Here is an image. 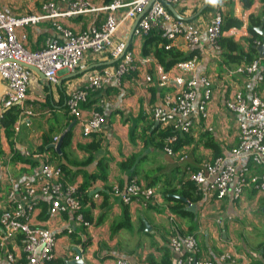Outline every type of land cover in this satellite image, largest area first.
Returning <instances> with one entry per match:
<instances>
[{
    "label": "crops",
    "instance_id": "obj_1",
    "mask_svg": "<svg viewBox=\"0 0 264 264\" xmlns=\"http://www.w3.org/2000/svg\"><path fill=\"white\" fill-rule=\"evenodd\" d=\"M70 1L73 0H0V12L15 17L39 15L43 13V4L55 3L56 11L62 13L67 10ZM85 1L89 11L46 19L37 25L17 29V39L28 51L34 52L42 49L49 40L59 37L53 26L55 21L74 32L99 27L106 17V13L99 9L112 0ZM132 1L124 0L126 3ZM205 1L197 0L193 6H176L173 9L179 16L188 19ZM217 2L222 7L224 20L240 22V27H233L223 35L231 38L244 52L254 49L258 60L263 63L264 57L261 59L255 48L261 45V41L253 39L248 32L250 16L261 20L264 9L261 0H252L248 8H244L240 0ZM122 12L119 10L116 13L118 20L122 18ZM211 14H200L192 22L204 27ZM137 19L138 16L121 22L114 40L127 45ZM142 43L143 38L135 37L133 32L128 47L133 55L135 72L124 76L119 85L112 84L90 93L87 102L82 105L86 113L97 109L105 120L100 132L88 136H84L82 125L68 113L69 94L86 86L92 72L114 67L116 60L111 59L109 53L95 55L87 52L83 68L74 72L59 71L55 84L47 83L33 72L24 105L31 114L19 116L11 137L0 129V211L6 205L9 180L21 185L35 179L43 164H59L63 167L66 183L78 189L89 182L88 199H82L81 205L91 225L83 227L75 221L72 213L48 218V201L40 199L30 223L56 236L54 261L70 264L75 261V256H79L78 261L82 264H116L119 259L130 264H150V261L162 262L168 250L174 264L175 255L169 249V239L174 234L188 235L192 227V234L200 248L199 259L212 264H264V193L248 185L240 200L229 197L208 199L198 195L200 198L196 203L186 204V210L195 214L193 220L171 213L169 207L172 202L166 201L162 195V191L169 186L179 188L183 177V181L188 180L189 172L197 169L202 161L213 158L214 151L208 146L209 138L223 156L237 145V120L226 109L225 101L236 91H241L247 100L256 95L264 101V81L237 73L239 65H226L220 50L209 44L205 34L194 46L188 45L182 38L172 41V46L183 52L196 48L199 57L178 64L168 72H164L152 57L141 56ZM147 76L151 77L150 83L145 82ZM191 77H206L212 84V96L207 104L208 116L196 121L191 132L186 134L188 144L175 150L174 156H169L161 141L166 128L152 119L151 110L160 105L167 95H175ZM6 89V83L0 77V118ZM196 90L200 97L203 93L200 84ZM67 133L69 143L64 147L63 138ZM61 137L57 151L51 145ZM130 157L134 158L133 164L123 169L120 165ZM104 165L106 178L90 180L91 175H99L100 166ZM257 168L249 165L250 175H259L261 169ZM133 170L135 178L145 186L149 180L153 183L151 187L157 197L146 208L136 203L126 205L112 192L115 187L122 188L128 183ZM125 213L129 224L118 228ZM84 242H87L85 247L82 246ZM10 247L20 255L19 242ZM223 254L231 255L233 260L220 261ZM1 264L7 262L2 260Z\"/></svg>",
    "mask_w": 264,
    "mask_h": 264
},
{
    "label": "built area",
    "instance_id": "obj_2",
    "mask_svg": "<svg viewBox=\"0 0 264 264\" xmlns=\"http://www.w3.org/2000/svg\"><path fill=\"white\" fill-rule=\"evenodd\" d=\"M196 1L133 0L126 3L124 0H112L99 9L106 13L99 27L74 32L55 21L53 26L59 37L49 40L42 49L34 52L28 51L17 39V29L37 25L46 19L85 13L89 11L87 2L70 1L67 10L62 13L56 11L55 3L43 4V13L39 15L15 17L0 12V77L7 86L2 98V110L17 107L20 116L31 114L24 105L33 71L21 64L35 67L43 74L47 83L55 84L59 71L74 72L83 68L85 53H109L111 59L116 60L115 66L92 72L87 78L86 86L75 89L67 100L68 113L82 125L84 136L100 132L105 123L103 115L97 110L86 113L82 105L87 102L90 92L102 90L112 84L119 85L124 76L136 70L133 55L127 50L126 44L114 40L121 22L142 15L134 30L137 38L142 39L155 30L168 40L182 38L185 43L194 46L198 44L200 36L205 34L209 44L215 50H220L218 40L222 36L224 19L218 2L213 5L214 10L204 27L175 18L166 7H190ZM119 10H123L120 20L116 17ZM236 72L264 81V61L261 63L257 59L249 64H241ZM145 82L150 83L151 77L147 76ZM198 84L203 88L200 97L196 90ZM211 96L212 84L208 78L191 77L175 95H167L160 105L152 108V119L173 133L164 140L167 155L174 156L172 146L180 135L189 134L196 121L207 118V104ZM225 106L237 120V145L224 156L202 161L197 169L188 173L187 179L195 185L197 195L208 199L229 197L240 200L248 185L263 194L264 170L259 175H250L249 165L253 168L264 165V101L256 95L247 100L241 91H236L226 99ZM9 182L6 205L0 211V264L2 260L7 264H54L56 236L45 228L31 225L30 218L40 199H46L49 204L48 218L72 213L76 222L85 228L90 227L91 223L85 219L77 196V187L63 180V172L59 166L49 163L42 165L38 176L33 180L21 185ZM112 192L124 204L136 203L144 208L157 197L152 187L145 186L135 177L124 187H115ZM19 237L22 238L20 255L10 247ZM168 246L175 255L174 264H212L198 258L200 248L193 234H174L170 237ZM79 258L75 256L74 260L78 261ZM219 260L225 262L233 259L231 255L223 254ZM116 264L130 263L119 259Z\"/></svg>",
    "mask_w": 264,
    "mask_h": 264
},
{
    "label": "trees",
    "instance_id": "obj_3",
    "mask_svg": "<svg viewBox=\"0 0 264 264\" xmlns=\"http://www.w3.org/2000/svg\"><path fill=\"white\" fill-rule=\"evenodd\" d=\"M240 1L244 8H248L252 5V0H240ZM261 2L264 4V0H261ZM213 5L214 4L211 3L201 13V15L207 14L209 12H213L214 10ZM261 24H262L263 32H264V9L261 12V20H257L253 16H250L249 18L248 32L252 36L253 39H257L259 42L261 41V36L256 31V27H259ZM233 27H240V22L234 19L224 20L222 30H221L222 36L218 40V45L220 48L221 57H222L223 62L226 65H231V64L241 65V64H249L253 62L254 60H257L258 56L254 49L251 48L249 52H244L231 38H227L223 35L224 32H227L229 29ZM127 50H129V47L127 48ZM141 56L144 58L152 57L154 60H156V62L158 63V65H160V67L162 68L164 72H168L170 69H172L174 66L178 64L191 61L194 58H198L199 52L196 48H193L192 50H189L188 52H183L179 48L172 46V41L168 40L161 32L152 30L147 36L143 38ZM97 91H92V92L94 93ZM19 116H20V111L17 107H12L10 109L3 111L1 118H0V127L4 129L5 135L7 137H11L13 135L14 124L18 121ZM172 134H173L172 131L166 128V132L164 133V135L161 136L163 147H164L165 138ZM208 141H209L208 146L212 148L214 151L213 158L221 156L218 146L212 141V139L209 138ZM68 143H69V133H67L64 136L62 145L65 147L68 145ZM185 144H188V139L186 135H180L177 141L172 146L174 152L175 150L184 146ZM133 162H134V158L130 157L125 162H123L120 166L123 169H128L131 167ZM57 166H59L63 170L62 165L58 164ZM257 169H261V172H262L264 170V165L261 167H258ZM135 175H136V172L133 170L128 181L133 179ZM96 178H101L102 180L106 178L105 165L100 166L99 175L90 176V180H93ZM183 178L181 179L179 183L180 184L179 188L169 186L168 188L164 189V191H162V195L166 201L172 202V205L169 207V210L171 213L181 218L193 220L195 219V214L186 210V204H189V203L194 204L199 200L200 197L196 194L195 185L188 180L183 181ZM88 183L89 182H85L77 190V196L81 204L83 200L85 201L88 199V191H87ZM152 184H153L152 181L149 180L148 183H146V186L151 187ZM172 195H180L185 201L178 199V198H174L172 197ZM83 214L85 215V219L89 221V217H87L88 216L87 213L84 212ZM128 224L129 223L127 221V213H125L123 221L120 222L119 225H117V227L119 228L121 226H128ZM192 232H193V228L191 227L188 234H192ZM21 239H22L21 237L17 238V243L19 242L20 246L22 245ZM86 243L87 242H84L82 246L85 247ZM198 256H200V254ZM54 264H66V263H64L63 261L55 260ZM150 264H173V263L170 259V256L167 250V252L165 251V255H164L162 262L157 263L154 261H150Z\"/></svg>",
    "mask_w": 264,
    "mask_h": 264
},
{
    "label": "water",
    "instance_id": "obj_4",
    "mask_svg": "<svg viewBox=\"0 0 264 264\" xmlns=\"http://www.w3.org/2000/svg\"><path fill=\"white\" fill-rule=\"evenodd\" d=\"M211 3L209 2V0H206L203 5L201 6V8L195 13V15H193V17H190L188 19H185V18H182L181 16H179L173 9L172 6H169L168 5V8H169V11L173 14V16L179 20H185V21H192L194 18L198 17ZM148 8V7H147ZM146 8V9H147ZM142 17V15H139L138 16V19L137 21L135 22L134 26H133V29L129 35V38H128V43H127V47H128V44L132 38V35H133V32L140 20V18ZM257 32L260 34L261 36V45L258 46V47H255L260 58L263 59L264 57V32H263V27L260 26L258 29H257ZM23 65L24 67L30 69L31 71H33L34 73H36L41 79H44V76L43 74L38 71L35 67L31 66V65H27V64H21ZM61 141H62V137L58 140V142L56 144H52L51 147L52 148H55L57 151L60 149V145H61ZM176 198H179V199H182L184 200L182 197L180 196H174ZM146 228L148 229V226H146ZM70 264H82V261H72Z\"/></svg>",
    "mask_w": 264,
    "mask_h": 264
},
{
    "label": "clouds",
    "instance_id": "obj_5",
    "mask_svg": "<svg viewBox=\"0 0 264 264\" xmlns=\"http://www.w3.org/2000/svg\"><path fill=\"white\" fill-rule=\"evenodd\" d=\"M209 2L215 4L217 0H209Z\"/></svg>",
    "mask_w": 264,
    "mask_h": 264
}]
</instances>
